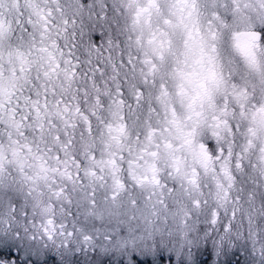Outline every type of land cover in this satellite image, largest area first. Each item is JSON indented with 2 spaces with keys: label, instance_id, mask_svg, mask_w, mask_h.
Returning a JSON list of instances; mask_svg holds the SVG:
<instances>
[{
  "label": "snow or ice",
  "instance_id": "snow-or-ice-1",
  "mask_svg": "<svg viewBox=\"0 0 264 264\" xmlns=\"http://www.w3.org/2000/svg\"><path fill=\"white\" fill-rule=\"evenodd\" d=\"M0 264H264V0H0Z\"/></svg>",
  "mask_w": 264,
  "mask_h": 264
}]
</instances>
